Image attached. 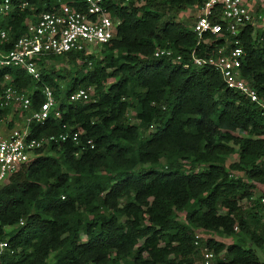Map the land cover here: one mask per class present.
I'll return each mask as SVG.
<instances>
[{"label": "trees", "instance_id": "trees-1", "mask_svg": "<svg viewBox=\"0 0 264 264\" xmlns=\"http://www.w3.org/2000/svg\"><path fill=\"white\" fill-rule=\"evenodd\" d=\"M61 2L85 7L82 0H12L10 13L0 15V48L26 32L29 15ZM103 2L120 23L97 51L46 55L37 62L39 80L22 67L0 68V92L9 74L14 87L30 90L32 109L44 100L43 85L53 90L60 116L32 123L31 136L77 133L79 140L35 149L0 186V239L8 241L0 264H195L199 229L237 236L200 241L223 253L215 264H264V204L250 199L264 185L261 110L214 68L154 56L171 48L188 61L193 49L209 56L239 45L241 74L264 97V29L248 24L197 46L195 33L173 16L202 0ZM49 60L66 67L48 68ZM88 87L93 100L69 101ZM10 112L0 108V120Z\"/></svg>", "mask_w": 264, "mask_h": 264}, {"label": "built area", "instance_id": "built-area-1", "mask_svg": "<svg viewBox=\"0 0 264 264\" xmlns=\"http://www.w3.org/2000/svg\"><path fill=\"white\" fill-rule=\"evenodd\" d=\"M82 1L84 9L61 2L57 8L37 13L35 20H26V32L14 40L11 48L7 50L0 48V68L22 67L33 79L39 80L37 62L44 56L80 51L108 42L113 37L120 19L109 13L103 0ZM119 1L123 5L132 1L138 3V0ZM26 5V2H22L20 7ZM12 7V0H0V15H7ZM197 8L199 12L191 26L197 38V46L219 37L236 36L248 24L256 28L264 27V8L250 9L245 0H202V4L197 5ZM0 39H6L4 30L0 31ZM244 54L243 48L239 45L229 49L223 45L217 49L216 54L209 56H198L193 49L189 53L188 61L180 53L175 55L171 48H156L154 52L156 57L173 58L181 63L183 68H188L190 64L214 68L219 72L228 89L248 99L264 116V97L259 95L241 74ZM1 87L0 108L9 107L10 113L17 110L21 124L14 122L13 126L9 127L5 125L4 119L0 120V186L7 181L11 173L18 170L21 164L32 159L35 149L52 142L65 141L68 137H71L76 144L79 143L77 133L51 134L42 137L30 135L32 123L43 124L51 114L60 116L58 101L49 85L42 86L44 100L37 109L31 108L30 90L14 87L9 74H5ZM93 93V87L78 88L71 92L68 98L69 101L87 102L93 100L91 99ZM258 198L264 204V193ZM250 199L253 200L255 197L252 196ZM20 223L22 224V221ZM234 230H238L237 224ZM198 231L194 235L197 250L195 264H215L216 259L223 253L217 254L206 245H200V241L205 239ZM7 250V239H0V257Z\"/></svg>", "mask_w": 264, "mask_h": 264}, {"label": "rangeland", "instance_id": "rangeland-1", "mask_svg": "<svg viewBox=\"0 0 264 264\" xmlns=\"http://www.w3.org/2000/svg\"><path fill=\"white\" fill-rule=\"evenodd\" d=\"M247 5L249 6L250 9H255V8H264V0H245ZM198 8L197 5H192V6H188L185 7L184 9L179 10L177 13L174 14L173 18L175 21H179V22H183L185 25H187L188 28L191 29V26L194 23V20L198 14ZM37 15L36 14H31L29 15V17L26 19L27 21H33L35 20V17ZM257 28H263V26H257ZM92 49H94L95 51L98 50V48L93 47ZM45 66L46 67H50L53 69H59L62 66L66 67V64L61 62V61H47L45 62ZM64 87V86H62ZM128 119L129 122H136V120L133 117V113L130 111L128 113ZM8 122H11L14 124V122H19V124H21V119L18 116V111H14L13 113H10V115H8L5 119H4V123L6 126H8ZM12 124V126H13ZM10 127V126H9ZM152 128H150L151 130ZM45 153H49L48 151H45ZM225 161H226V165L229 164L230 162L234 161L237 159V154L233 153L231 155H227L224 156ZM137 169H140L139 167ZM235 174V173H234ZM242 175V174H240ZM259 186V184H258ZM264 193V185L260 184L259 187H256V190L253 194V196L255 198H258L259 195ZM249 204H251L249 201H243V205L244 206H248ZM263 210L260 211L259 215L262 217V220L264 221V214H263ZM179 218H183V214H178ZM202 237L206 240L207 238H213L215 240H220L224 243H231L233 241H235V239H237L236 235L231 236L230 238H221L220 236H218L216 233L212 232V231H205V230H200L198 231ZM84 239V238H83ZM248 246L252 247L254 249V251L256 252V254H258L261 257V251L258 248H255L254 246H252V244H249V241L247 242ZM51 257V256H50ZM49 262V261H48Z\"/></svg>", "mask_w": 264, "mask_h": 264}]
</instances>
